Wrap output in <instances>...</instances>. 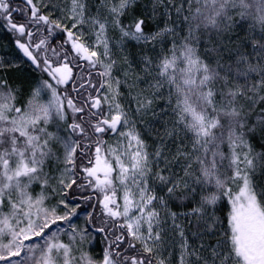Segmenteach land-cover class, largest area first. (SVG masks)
Listing matches in <instances>:
<instances>
[{
	"label": "snow or ice",
	"instance_id": "6c2138e0",
	"mask_svg": "<svg viewBox=\"0 0 264 264\" xmlns=\"http://www.w3.org/2000/svg\"><path fill=\"white\" fill-rule=\"evenodd\" d=\"M0 264H264V0H0Z\"/></svg>",
	"mask_w": 264,
	"mask_h": 264
},
{
	"label": "trees",
	"instance_id": "16d2710c",
	"mask_svg": "<svg viewBox=\"0 0 264 264\" xmlns=\"http://www.w3.org/2000/svg\"><path fill=\"white\" fill-rule=\"evenodd\" d=\"M3 52V49L2 48H0V53H2Z\"/></svg>",
	"mask_w": 264,
	"mask_h": 264
}]
</instances>
